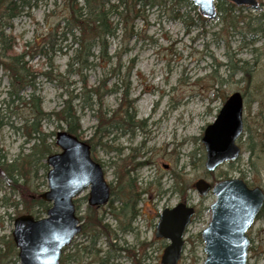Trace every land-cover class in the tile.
Instances as JSON below:
<instances>
[{
	"label": "rangeland",
	"instance_id": "rangeland-1",
	"mask_svg": "<svg viewBox=\"0 0 264 264\" xmlns=\"http://www.w3.org/2000/svg\"><path fill=\"white\" fill-rule=\"evenodd\" d=\"M65 1L37 0L27 13L22 12L12 20L11 32L16 38L17 52L26 43L40 41L51 26L62 23L68 14ZM177 2L178 5L171 0L165 6L146 8L142 16L135 18L131 28L128 23L124 27L119 14L111 11L110 19L117 29L107 39L109 59L94 58L82 73L73 69L77 64L68 69L75 47L71 46L70 39L60 42L59 38L55 48L60 46L61 51L49 50L45 56L38 53L26 56L43 111L59 110L65 100L70 99L79 117L84 141L92 137L97 124L95 111L87 108L89 100H93L87 89L103 80L107 89L115 84L117 87L125 83L129 86L127 100L134 101L130 120L140 121V125H133L131 130L119 122L118 129H112L100 143L95 146L87 143L93 146L91 158L101 166L104 180L110 187L117 188L119 183L126 185L125 179L122 182L117 179L121 165L129 169L136 164L129 178L131 184L138 187L140 196L131 230L116 229L119 222L111 216L109 209L114 207L117 211L120 205L117 201L109 203L113 195L107 203L91 206L95 210H89V188L83 189L73 200L76 215L82 217V222L88 216L103 215V221L116 234L112 240L115 246L114 249L108 247L100 237L95 245L100 252L89 256L81 251L83 246L89 245L88 238L79 232L63 250V253L74 254L65 264H99L95 261L97 258H107L106 264H135L127 252L118 247L135 252L136 258H140L138 264H160L167 241L154 236V225L164 207L182 200L194 205L196 212L186 229L184 250L177 264H203L205 253L200 232L210 220V205L215 194L209 190L199 195L194 182L198 178L215 183L240 177L248 185L261 186L264 191V31H261L264 28V0L256 9L246 6L237 9L234 14L239 16V21L235 26L228 25L218 9L214 17L206 18L200 15L191 0ZM226 2L229 1L214 0L215 6L221 8L227 7ZM8 84L7 75L0 70V155L10 162L20 161L38 139L27 142L23 126L31 121L27 103L30 89L20 92V98L9 97ZM234 91L243 96L244 126L237 139L241 155L214 171H207L201 142L204 128L213 122L226 97ZM121 95L120 90L105 93L102 110L110 114L118 108L122 112L125 102L119 106ZM41 126L44 133L54 132L44 138L52 150L49 154L59 152L52 141L57 131L66 128L65 123L50 117L42 120ZM251 142L253 147L249 150ZM49 154L34 156L26 177L17 181L25 183L21 192L10 186L0 173L1 239L8 240L11 236L14 218L26 213L25 205H31V211L36 214H28L35 218L46 216L51 203L46 202V211H41L31 201L47 190L49 166L46 157ZM183 188L185 191L179 192ZM15 201L19 203L14 208ZM247 237L250 240L247 264H264V206L263 213L248 228ZM140 242L148 245L143 250L137 249ZM5 264H20L18 255Z\"/></svg>",
	"mask_w": 264,
	"mask_h": 264
},
{
	"label": "water",
	"instance_id": "water-1",
	"mask_svg": "<svg viewBox=\"0 0 264 264\" xmlns=\"http://www.w3.org/2000/svg\"><path fill=\"white\" fill-rule=\"evenodd\" d=\"M200 15L216 14L214 0H191ZM236 6L256 9L258 0H228ZM243 131V96L234 91L227 96L212 123L201 137L205 150L204 167L213 171L220 164L234 161L240 155L237 139ZM59 152L49 154L46 164L47 190L40 197L50 206L43 218L22 214L13 221L11 236L18 250L20 264H59L63 249L81 230L73 198L89 188L87 203L100 206L110 196L101 166L91 158L89 145L59 130L55 135ZM200 195L211 188L215 201L210 205L208 225L201 231L204 242L203 264H246L249 248L247 229L264 203V191L249 187L241 178L221 179L213 186L203 178L194 182ZM194 210L183 202L164 208L155 224L154 236L168 241L161 264H176L183 250V234Z\"/></svg>",
	"mask_w": 264,
	"mask_h": 264
},
{
	"label": "trees",
	"instance_id": "trees-1",
	"mask_svg": "<svg viewBox=\"0 0 264 264\" xmlns=\"http://www.w3.org/2000/svg\"><path fill=\"white\" fill-rule=\"evenodd\" d=\"M37 0H0V70H2L8 77V96L9 97H19V93L25 89H30V94L28 95V104L31 110L30 123H25V135L27 136L26 141L29 142L31 139H38L34 142L30 151L27 152L23 158L19 160H14L7 162L4 155H0V173L3 178L10 182V186L15 189H20L22 191L25 185L24 181L18 183V179L26 177V173L30 166L34 162V156L40 154L44 157L45 154L51 153L50 145L45 144L46 137H49L51 133H44L42 131L41 121L44 119H50L53 117L58 122H64L66 125V131L77 138L83 140L81 129L79 123V117L76 110L70 104V99H66L63 107L59 110L47 113L44 112L41 106V100L39 95L36 94V88L32 79V67L28 64L26 59L27 55L41 54L47 55L48 51L55 50L61 51V47L58 45V40L60 42L63 40L70 39V44L73 47V54L70 56L68 61V69H72V66L77 64L74 70L78 73H82L84 68L89 67L93 62L94 58H99L104 60L109 59L108 54V37L113 36L117 29V26L113 24L110 19L109 13L111 11H116L121 17L123 26L126 27L127 23L130 24L135 18L142 16V11L146 8H152L156 6H165L171 0H66L67 16L63 19L62 23L58 22L55 25L48 28L47 33L40 39V41L33 44L26 43L21 51H16V38L12 34V20L17 17L22 12L27 13L30 8L36 4ZM174 4H179L177 0H174ZM227 7L221 8L220 5L216 6L218 11L222 12L223 18L230 26H235L236 22L239 21L234 13L235 11L241 10L231 2H226ZM262 0L259 1L261 5ZM200 18L199 15H197ZM264 31V28L261 29ZM66 45L67 42H66ZM97 52V54H95ZM84 80V84L86 80ZM128 85L121 84L117 87L115 84L111 88L107 89V84L103 80L100 84L87 89L90 96L87 108L95 111L97 118V124L95 125V130L92 137L89 140H85L87 143L91 142L95 146L96 143H100L101 139L107 136L112 129H118L119 122L123 126H127L126 129L131 130L132 126H139V122H132L131 116L133 113L130 112L133 108V100H127L128 96ZM86 88V86H85ZM121 92V102H125L124 109L122 112L117 110L118 108L111 111L110 114L107 111L102 110V97L105 93L111 91ZM123 104V103H122ZM95 106V108H93ZM117 112L119 113V118H117ZM250 137V136H249ZM96 139V141H94ZM52 145L56 147L55 143L52 141ZM93 146L90 148L93 149ZM253 147V142L249 145V150ZM141 164V163H139ZM44 168L45 164L42 165ZM121 165L118 169L117 179L122 182L125 179V184H120L115 187H110L111 201L119 202L120 206H117V211L110 204L112 209H109L111 216L116 219L119 224L116 229L122 232L131 230V222L137 215L136 202L140 196V192L137 190L136 185H132L130 182V172L135 170L136 164H132L129 169L123 168ZM185 189L179 190L183 193ZM40 195V194H39ZM39 195L31 201L34 205L38 206L41 211H46L48 205L43 201ZM19 201H15L12 206L15 208L18 206ZM24 212L36 214L31 211V205H25ZM89 210H95V207L88 206ZM82 218V217H80ZM104 216H88L86 221L82 222L81 233L87 236L89 245L83 246L81 251L87 253L89 256L92 254L97 255L100 249L96 248V242L100 237L104 238V242L114 249L115 244L112 242L115 239L116 234L114 230L110 228L107 222L103 221ZM8 240H3L0 238V264H5V262L11 259L12 256L17 255V250L14 246L11 236L7 238ZM148 244L146 242H140L139 247L143 250ZM77 248V246H76ZM93 249V251H92ZM79 249L77 248L76 251ZM118 250H125L127 254L134 260L135 264L139 263L140 258H136V253L130 248L118 247ZM73 253H63L60 258V264H65L67 259L71 258ZM135 256V259H134ZM105 258V257H104ZM99 264H106L107 258H97ZM137 262V263H136Z\"/></svg>",
	"mask_w": 264,
	"mask_h": 264
},
{
	"label": "flooded vegetation",
	"instance_id": "flooded-vegetation-1",
	"mask_svg": "<svg viewBox=\"0 0 264 264\" xmlns=\"http://www.w3.org/2000/svg\"><path fill=\"white\" fill-rule=\"evenodd\" d=\"M243 181L248 185V183L243 179ZM253 186H257V185H251V186H249V187H253ZM259 187H261V186H259ZM262 189V188H261ZM182 201H184V200H182ZM181 202V201H180ZM263 206H264V203H263V205H262V207H261V209H260V211H259V213L257 214V216H256V218H255V220L263 213ZM194 209H195V207H194ZM195 212H196V209H195ZM195 212H193V214L195 215ZM192 218H193V215H192V217H191V221H192ZM81 229H82V221H81Z\"/></svg>",
	"mask_w": 264,
	"mask_h": 264
}]
</instances>
